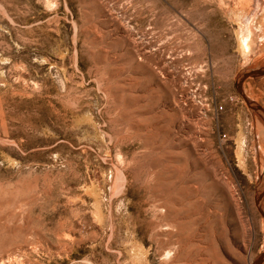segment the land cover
<instances>
[{
  "label": "rangeland",
  "instance_id": "rangeland-1",
  "mask_svg": "<svg viewBox=\"0 0 264 264\" xmlns=\"http://www.w3.org/2000/svg\"><path fill=\"white\" fill-rule=\"evenodd\" d=\"M257 68L264 0H0V264H253Z\"/></svg>",
  "mask_w": 264,
  "mask_h": 264
},
{
  "label": "water",
  "instance_id": "water-1",
  "mask_svg": "<svg viewBox=\"0 0 264 264\" xmlns=\"http://www.w3.org/2000/svg\"><path fill=\"white\" fill-rule=\"evenodd\" d=\"M249 74H250L249 76H251L253 78L264 76V68L262 70H261V68H257L255 70L251 71V73H249ZM247 77L248 76L246 74H243L242 77L239 79L238 83H240L244 78H247ZM243 100L250 110H252L253 112H256V113H262L261 109L258 106H256L252 101L248 100L245 97H243ZM263 194H264V177L262 178L261 183H260L259 188H258V191H257L258 198H260ZM263 259H264V254H262L258 258H256L253 264H259Z\"/></svg>",
  "mask_w": 264,
  "mask_h": 264
},
{
  "label": "crops",
  "instance_id": "crops-1",
  "mask_svg": "<svg viewBox=\"0 0 264 264\" xmlns=\"http://www.w3.org/2000/svg\"><path fill=\"white\" fill-rule=\"evenodd\" d=\"M245 34H246L245 32H241V34H240L241 36H239L242 51H245L246 49H248V45H249L248 39H247V41L243 40V37L244 38L246 37Z\"/></svg>",
  "mask_w": 264,
  "mask_h": 264
},
{
  "label": "built area",
  "instance_id": "built-area-1",
  "mask_svg": "<svg viewBox=\"0 0 264 264\" xmlns=\"http://www.w3.org/2000/svg\"><path fill=\"white\" fill-rule=\"evenodd\" d=\"M216 109H220L221 110L222 108L220 107V108H216Z\"/></svg>",
  "mask_w": 264,
  "mask_h": 264
},
{
  "label": "bare ground",
  "instance_id": "bare-ground-1",
  "mask_svg": "<svg viewBox=\"0 0 264 264\" xmlns=\"http://www.w3.org/2000/svg\"><path fill=\"white\" fill-rule=\"evenodd\" d=\"M164 212V211H163Z\"/></svg>",
  "mask_w": 264,
  "mask_h": 264
}]
</instances>
